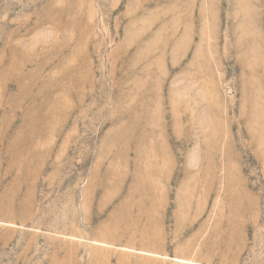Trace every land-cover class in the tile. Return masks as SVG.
Returning <instances> with one entry per match:
<instances>
[{
	"label": "rangeland",
	"instance_id": "rangeland-1",
	"mask_svg": "<svg viewBox=\"0 0 264 264\" xmlns=\"http://www.w3.org/2000/svg\"><path fill=\"white\" fill-rule=\"evenodd\" d=\"M0 264H264V0H0Z\"/></svg>",
	"mask_w": 264,
	"mask_h": 264
}]
</instances>
